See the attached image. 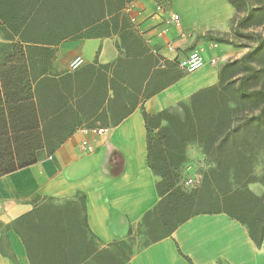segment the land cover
Returning <instances> with one entry per match:
<instances>
[{
	"label": "trees",
	"instance_id": "obj_1",
	"mask_svg": "<svg viewBox=\"0 0 264 264\" xmlns=\"http://www.w3.org/2000/svg\"><path fill=\"white\" fill-rule=\"evenodd\" d=\"M134 1L0 0V177L38 163L43 153L55 152L82 128L117 126L172 83L165 68L170 63L153 55L122 14ZM255 2L230 0L237 11L235 35L264 26V0ZM115 36L120 56L111 64L53 72L64 41ZM243 37H253L256 50L224 66L218 85L195 93L184 119L168 111L143 112L148 162L160 178L161 196L143 219L153 237L150 244L207 212L228 214L247 227L256 245L263 241L264 194L256 196L249 185L264 187V174L258 179L253 167L257 152L264 151V38ZM190 142L203 145L215 167L199 186L185 190L178 183ZM84 209V200L43 203L16 221L31 264H126L131 259L133 252L125 247L132 232L125 241L103 245L87 226Z\"/></svg>",
	"mask_w": 264,
	"mask_h": 264
},
{
	"label": "crops",
	"instance_id": "obj_2",
	"mask_svg": "<svg viewBox=\"0 0 264 264\" xmlns=\"http://www.w3.org/2000/svg\"><path fill=\"white\" fill-rule=\"evenodd\" d=\"M155 0H136L123 9V16H135L148 32L150 49L168 61L172 83L148 99L103 136L84 128L76 131L55 152L43 153L38 163L0 177V264H31L23 240L15 230L16 221L35 205L85 202L84 218L90 231L103 245L129 238L145 215L161 202L157 189L160 178L148 162L147 127L143 112L155 116L163 111L185 118V107L198 91L219 84L220 71L241 60L258 47L233 42V20L237 11L230 0H169L168 7L180 16L181 28H170L160 38L154 29L164 27L152 20ZM264 38V26L254 30ZM224 37L229 41H219ZM144 42V41H143ZM119 39H70L57 47L53 72H69V63L82 56L86 64L107 65L119 56ZM172 45L174 50H169ZM152 52V51H151ZM204 60L199 70L186 73L180 68L190 54ZM216 59V64L211 61ZM180 74V77H178ZM162 127L168 123L163 121ZM89 129V128H88ZM88 140L93 151L83 148ZM215 167L203 145L190 142L185 149L178 185L191 190ZM254 174H264V151L257 152ZM258 197L260 183L249 185ZM126 264H264L261 245L251 238L247 227L226 213H200L181 224L173 234L136 251Z\"/></svg>",
	"mask_w": 264,
	"mask_h": 264
},
{
	"label": "built area",
	"instance_id": "obj_3",
	"mask_svg": "<svg viewBox=\"0 0 264 264\" xmlns=\"http://www.w3.org/2000/svg\"><path fill=\"white\" fill-rule=\"evenodd\" d=\"M125 8L129 10V7L126 6ZM128 20L132 26L133 31L144 41V43L150 46V39L147 36L148 32H146L142 25L137 22V18L135 16H129ZM152 20L154 22L162 21V23L164 24V27H156L154 29L155 34L160 38L166 37L170 28H181L182 26L180 16L176 13H173L169 9L167 3L159 2L155 5V14L152 17ZM168 49L174 50L172 45H169ZM151 51L155 55H159L157 50L152 48ZM211 63L216 64V59H213ZM85 64V59L82 56H78L69 63V72L73 73L79 71L85 66ZM203 66L204 60L197 52L190 54V56L180 64V68L186 73L195 72ZM83 131L86 133L87 136L89 132L97 136H103L106 134L107 128L98 126L93 129L84 128ZM82 146L87 151H93V147L89 144L88 140H84L82 142Z\"/></svg>",
	"mask_w": 264,
	"mask_h": 264
},
{
	"label": "rangeland",
	"instance_id": "obj_4",
	"mask_svg": "<svg viewBox=\"0 0 264 264\" xmlns=\"http://www.w3.org/2000/svg\"><path fill=\"white\" fill-rule=\"evenodd\" d=\"M155 1H156V3H159L161 0H155ZM252 1H253V4H255L256 3L255 1H257V0H252ZM244 15H245V13H242L240 18H242ZM255 29L256 28L254 27V28L240 30L242 35L237 36L234 34V36L232 37L233 42L237 43V44H241V45L248 44L251 42L253 43L255 40L253 37L249 40L243 36H252V34L255 35V33H254ZM110 39L116 40L117 37L116 36L111 37ZM3 44H4V41L0 40V46H2ZM255 50L256 49H254L253 51H255ZM255 113H256V111H254V114ZM185 190H188V188H185ZM80 222L82 224L83 229L87 232L86 225H85L83 218H80ZM152 238L153 237L151 235H149L147 229L144 227L143 222H142V224L138 228H136L132 231V235L129 238V242H128L127 247H125V250L127 252L132 251L134 254L136 251H138V250L142 249L143 247L149 245L152 242Z\"/></svg>",
	"mask_w": 264,
	"mask_h": 264
}]
</instances>
